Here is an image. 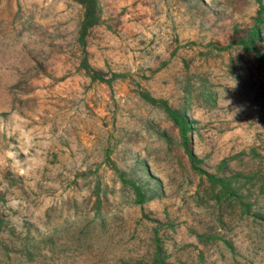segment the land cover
<instances>
[{
  "label": "rangeland",
  "instance_id": "1",
  "mask_svg": "<svg viewBox=\"0 0 264 264\" xmlns=\"http://www.w3.org/2000/svg\"><path fill=\"white\" fill-rule=\"evenodd\" d=\"M97 1L0 0V264H264V0Z\"/></svg>",
  "mask_w": 264,
  "mask_h": 264
},
{
  "label": "clouds",
  "instance_id": "2",
  "mask_svg": "<svg viewBox=\"0 0 264 264\" xmlns=\"http://www.w3.org/2000/svg\"><path fill=\"white\" fill-rule=\"evenodd\" d=\"M22 119L21 117H18ZM6 121H0V126H5ZM34 137L31 136L30 130L25 132L23 137L24 150L17 151V145H11L9 148L5 149L2 155H0V167H11L17 174L24 175L32 171L35 164V157L29 158V149L32 146ZM23 155L25 159L22 161L19 157ZM9 162H11L9 164ZM7 206L13 209L17 214L11 217V223L14 228L23 229L26 223V214L23 209L27 207V203L23 200L11 198H6ZM39 213H37V218L30 221L34 224V227L38 230H43V225L38 219Z\"/></svg>",
  "mask_w": 264,
  "mask_h": 264
},
{
  "label": "trees",
  "instance_id": "3",
  "mask_svg": "<svg viewBox=\"0 0 264 264\" xmlns=\"http://www.w3.org/2000/svg\"><path fill=\"white\" fill-rule=\"evenodd\" d=\"M75 1L78 4H80L83 9V17L79 28V40L83 42L87 32L91 28L98 25L100 22L98 1L97 0H75ZM257 31H258L257 29H253V35H256L258 33ZM249 44H250L249 42L245 44V48L248 50H249ZM256 53L259 54L258 51H256ZM262 61L264 62V60ZM86 68L93 79L101 78L100 73H96L95 71H92V69H90V67H88L87 65ZM176 120L179 127L180 135L183 138V142L187 143V130L189 128L188 123L180 116L176 117ZM188 153L190 157L193 158L191 152L188 151ZM226 187L225 185H223V188Z\"/></svg>",
  "mask_w": 264,
  "mask_h": 264
}]
</instances>
